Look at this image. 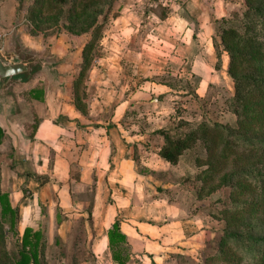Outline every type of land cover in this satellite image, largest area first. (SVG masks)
Instances as JSON below:
<instances>
[{
	"label": "crops",
	"instance_id": "crops-1",
	"mask_svg": "<svg viewBox=\"0 0 264 264\" xmlns=\"http://www.w3.org/2000/svg\"><path fill=\"white\" fill-rule=\"evenodd\" d=\"M229 4V0H165L167 10L162 15L155 14L158 18L148 33L150 42L163 47L158 52L157 67L169 68L179 75L190 72L198 78L196 92L200 96L214 71L212 20L224 17ZM116 19L109 24L116 27L103 28L100 38L106 34L105 40L114 43L112 48L120 54L101 55V66H95L94 56L86 58L81 46L66 57V43L59 36L54 51L66 59L56 68L54 80L35 87L42 88L35 97L28 93L34 107L30 124L24 125L0 112V127L11 141L17 165L27 170L25 187L31 191L29 197L22 199L18 186L10 193V203L19 206L23 228L39 225L43 205L54 219L58 206L61 219L76 216L92 221L95 233L90 244L97 264H115L107 247L106 232L117 219L129 242L127 264H136V260L138 264H152L151 259L166 247L194 246L199 231L189 226L190 222L175 220L172 207L166 212L158 201H147V190L136 167L143 133L138 121L128 122L125 118L129 109L145 103L138 99L153 103L158 101L151 98L155 89H161V94L169 90L166 83L144 81L125 94L122 60L142 68L146 65L147 69L149 59L146 60L145 52L153 50L146 44L140 52L127 51L140 22L122 12ZM34 119L38 120V127L29 137V125ZM91 187V201L74 197ZM47 189H52L48 195ZM85 212L87 218L83 216Z\"/></svg>",
	"mask_w": 264,
	"mask_h": 264
},
{
	"label": "rangeland",
	"instance_id": "rangeland-1",
	"mask_svg": "<svg viewBox=\"0 0 264 264\" xmlns=\"http://www.w3.org/2000/svg\"><path fill=\"white\" fill-rule=\"evenodd\" d=\"M229 1L226 17L235 11L243 10V0ZM75 3V0H62V2L0 0V54L11 63L15 62L18 56L28 59L30 69L33 68L35 71L28 81L22 78L0 81V112L10 114L24 125L30 124L34 107L29 103V90L42 86V83H47L52 78L54 80L53 75L60 62L72 52H76L80 46L83 47L85 53V48L90 45L92 39L95 46L91 53L95 58V66L97 64L101 66L98 59L101 55H106L108 52L120 54L112 48L114 43L108 44L105 40L106 34L103 39L100 38L102 30L106 29L111 22H116L121 12L129 17L135 16L140 23L136 37L126 46L127 51L140 52L147 44L153 53L152 51L145 52L146 60L149 59L147 69L146 65L142 68L122 60L120 70L123 75L122 81L126 83L125 94L140 87L144 81L166 83L169 90L161 94V89L154 88L155 91L152 92L151 98L158 99V101L149 103V100L138 99V102L145 103L140 105L137 103L126 113V121L135 123L138 121L139 123L136 124L143 133L144 141H140L143 147L139 148L136 159L137 171L147 190V201H158L159 206L166 212L169 210L168 207H172L175 220L190 222L189 226L199 231V238H194L196 240L194 246L173 244L159 251L151 259L152 264H206L214 252L213 248L222 242L220 239L222 240L223 237L222 230L225 223L216 208L222 207L219 201L222 195L229 190V186H223L219 181L220 174L207 173L204 174V178L206 176L209 178L204 181V192L201 193L199 190L201 179H195V175L198 170L205 168V165H197L196 161L202 151L200 149L189 151L178 165L170 166L159 159L158 151L162 145V139L154 133V130L169 129L180 120L195 123L206 118L219 123H233L232 114L223 105V99L234 93L233 81L227 74L229 63L227 52H222L220 68L214 67L209 87L200 96L196 92L198 84L190 72L186 75L185 72L179 75L169 68L161 69L156 65L157 58H159L158 52H161L163 47L158 42H150L148 33L158 18L155 14L162 15L167 10L168 7L164 5L165 0L115 1L110 14L103 22V13H97L95 16L97 17L96 23L102 25L101 34L98 37L92 32V27L96 25H93V17H85V15L76 17L79 16L77 14L72 17ZM88 26L91 27L86 31ZM111 26L116 27V24ZM111 26L107 30H110ZM110 32L112 34V31ZM59 36L66 43L67 49L63 47V50L68 52L66 57L62 58H59L54 51V45ZM94 36L96 37L93 38ZM110 40L116 42L115 38H110ZM214 60L215 65L217 61L215 50ZM207 92L209 95L207 101H201L206 98ZM195 94L201 99H198ZM22 168L16 163L14 150L11 152L8 145L1 146L0 192L8 193L9 200L11 191L17 189L18 186L22 190H28L24 181L27 170L24 171ZM72 175L75 176L73 171ZM44 179L45 177L42 181ZM46 191L48 195L52 189ZM93 194L94 187H91L88 191L79 196L74 195V197L91 201ZM53 202L54 196L50 193V203ZM41 210L42 218L34 229L39 228L43 235L40 247L42 264H97L90 244L95 233L92 221H85L76 216L71 218L63 216L57 222L52 214L48 215L46 206L43 205ZM85 213L83 216L87 218L88 213ZM23 226L20 219L17 233L14 235L8 226L4 225V252L11 262L15 256L17 241H20ZM245 227L243 223L238 225V228ZM135 262L138 264L137 260ZM208 264L222 263L218 260H210Z\"/></svg>",
	"mask_w": 264,
	"mask_h": 264
},
{
	"label": "trees",
	"instance_id": "trees-1",
	"mask_svg": "<svg viewBox=\"0 0 264 264\" xmlns=\"http://www.w3.org/2000/svg\"><path fill=\"white\" fill-rule=\"evenodd\" d=\"M115 1L75 0L72 17L76 14L79 15L76 17H93V25H96L92 32L98 37L102 25L96 23L95 16L103 13V22ZM212 44L218 61L214 65L216 69L220 68L222 52L229 56L227 74L233 81L234 93L223 99V105L232 114L233 123L206 118L195 123L180 120L169 129L154 130L162 139L158 156L161 161L176 166L189 151L200 149L202 154L196 158L197 165H205L195 175V179H201L200 192H204V181L209 178H204V174L207 173L220 174L219 181L223 186H229L219 201L222 207L216 208L225 223L222 242L213 248L210 260L222 264H264V0H243V10L214 19ZM94 46L92 39L85 48L86 58L92 55ZM34 72L32 68L27 73L5 79L28 81ZM193 77L198 84V78ZM41 90L33 88L28 93L35 97ZM208 97L207 92L205 99H198L204 102ZM38 123L34 119L29 125V137H33ZM5 145L13 151L8 135L0 127V147ZM30 195L29 190H22V199ZM60 212L56 206L57 222L61 220ZM20 219L19 206H12L8 193L0 192V264H42L40 247L43 235L39 228L26 226L23 229L12 262L4 252V225L15 235ZM240 223L246 227L238 228ZM106 236L113 262L126 264L130 255L129 242L117 219L107 229Z\"/></svg>",
	"mask_w": 264,
	"mask_h": 264
},
{
	"label": "water",
	"instance_id": "water-1",
	"mask_svg": "<svg viewBox=\"0 0 264 264\" xmlns=\"http://www.w3.org/2000/svg\"><path fill=\"white\" fill-rule=\"evenodd\" d=\"M29 60L18 56L15 62L6 61L0 54V81L5 78L29 72Z\"/></svg>",
	"mask_w": 264,
	"mask_h": 264
}]
</instances>
